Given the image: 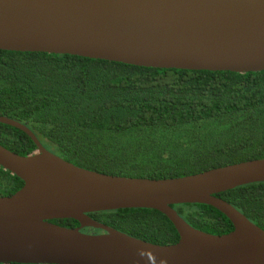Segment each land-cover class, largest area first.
I'll return each mask as SVG.
<instances>
[{"label": "water", "instance_id": "water-1", "mask_svg": "<svg viewBox=\"0 0 264 264\" xmlns=\"http://www.w3.org/2000/svg\"><path fill=\"white\" fill-rule=\"evenodd\" d=\"M0 51L70 55L129 66L236 74L264 71V0H0ZM19 156L0 145V168L23 182L0 196V264H264V231L216 195L264 182V158L168 179L112 176L48 152ZM206 205L233 230L190 226L172 208ZM149 209L179 239L157 245L88 214ZM53 220H74L67 228ZM85 228L102 233H85Z\"/></svg>", "mask_w": 264, "mask_h": 264}, {"label": "trees", "instance_id": "trees-1", "mask_svg": "<svg viewBox=\"0 0 264 264\" xmlns=\"http://www.w3.org/2000/svg\"><path fill=\"white\" fill-rule=\"evenodd\" d=\"M0 116L26 126L45 150L75 166L129 178L168 179L264 158V71L236 74L150 69L70 55L0 51ZM0 145L37 150L0 124ZM23 182L0 168V196ZM264 231V182L216 195ZM172 208L193 228L223 235L232 224L206 205ZM128 236L175 244L170 221L149 209L90 213ZM67 228L74 220H53ZM85 233H102L85 228Z\"/></svg>", "mask_w": 264, "mask_h": 264}]
</instances>
